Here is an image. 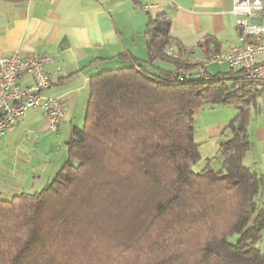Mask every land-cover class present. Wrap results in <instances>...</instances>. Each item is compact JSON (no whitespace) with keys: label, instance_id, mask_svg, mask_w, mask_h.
<instances>
[{"label":"trees","instance_id":"16d2710c","mask_svg":"<svg viewBox=\"0 0 264 264\" xmlns=\"http://www.w3.org/2000/svg\"><path fill=\"white\" fill-rule=\"evenodd\" d=\"M170 30L157 15L148 61L123 53L129 67L91 77L85 124L52 182L0 198V264H264V175L245 165L252 88L264 83L234 69L208 80L153 73V59L179 64L166 55ZM220 104L239 109L219 146L224 167L196 172L195 113Z\"/></svg>","mask_w":264,"mask_h":264},{"label":"crops","instance_id":"0c3cea01","mask_svg":"<svg viewBox=\"0 0 264 264\" xmlns=\"http://www.w3.org/2000/svg\"><path fill=\"white\" fill-rule=\"evenodd\" d=\"M235 1L0 0V57L50 58L46 70L52 86L45 95L66 108L58 133L48 129L41 109H32L0 138V198L7 192H40L55 178L67 160L73 129L85 124L91 77L129 67L132 61L121 57L123 53L140 63L148 61L146 33L157 15L165 13L171 21L169 36L179 64L153 59L148 65L153 73L163 70L194 79L210 53L243 47ZM225 65L230 68L226 63L208 64L206 71L210 76L227 74ZM18 84L26 88L32 77L22 76ZM252 89L257 99L250 106L251 140L254 149L264 150V85ZM231 106L237 114L238 107ZM250 160L248 166L258 169Z\"/></svg>","mask_w":264,"mask_h":264},{"label":"built area","instance_id":"2783aa9c","mask_svg":"<svg viewBox=\"0 0 264 264\" xmlns=\"http://www.w3.org/2000/svg\"><path fill=\"white\" fill-rule=\"evenodd\" d=\"M233 13L239 17L237 33L245 45L231 46L226 51L208 56L199 67V77L210 79L206 71L208 64L226 63L231 69L243 71L248 80L264 83V0H236ZM166 55L179 59L172 45L167 48ZM50 61L48 57L19 54L0 57V138L32 109H41L45 113L50 131H60L66 118L65 105L61 100L45 95L52 86L46 70ZM27 75L32 77V84L21 88L19 79ZM177 79L183 81L180 75Z\"/></svg>","mask_w":264,"mask_h":264},{"label":"rangeland","instance_id":"374dc122","mask_svg":"<svg viewBox=\"0 0 264 264\" xmlns=\"http://www.w3.org/2000/svg\"><path fill=\"white\" fill-rule=\"evenodd\" d=\"M210 65H215L214 63H210ZM122 68V67H120ZM225 73L230 72V68L225 65L224 66ZM111 70V69H109ZM236 114L235 108L233 106H224V105H209L203 109H199L195 113V139L197 143L200 144V152L203 156L201 162L194 166V171L200 172L208 165L213 170L219 171L223 169L224 162V153L220 151V144L227 140L224 136L223 132L226 127L230 124V122L234 119ZM82 125L81 128H83ZM253 142H255L253 140ZM264 150L263 148H256L251 152L247 158L245 159V165L251 164L250 159H254L257 163V171L264 175ZM208 160V161H207ZM262 170V171H261ZM37 173V171H36ZM19 177H16V180H19ZM52 182V181H51ZM36 185V183H35ZM43 188V187H41ZM39 189H33L32 191H39ZM2 198L11 199L13 194L7 192ZM262 202H264V192L261 198ZM239 241V235H233L229 238V242L231 244H237ZM256 248L261 252H264V229L262 231V238L260 242L256 245Z\"/></svg>","mask_w":264,"mask_h":264}]
</instances>
